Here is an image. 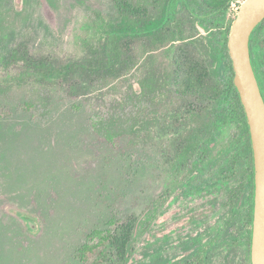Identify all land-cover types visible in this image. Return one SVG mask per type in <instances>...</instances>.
Here are the masks:
<instances>
[{"label": "rangeland", "instance_id": "1", "mask_svg": "<svg viewBox=\"0 0 264 264\" xmlns=\"http://www.w3.org/2000/svg\"><path fill=\"white\" fill-rule=\"evenodd\" d=\"M117 1L0 0V111L11 112L0 118V264H87L80 250L94 231L108 229L112 219L144 217L154 201L156 217L140 229L130 262L115 264H150L155 254H162L161 264H187L197 235L212 249L206 261L191 263L249 264L246 244L230 249L223 235L233 211L229 190L241 184L242 175L227 182L216 177L217 168L206 170L197 175L199 182L212 179L211 184L194 192L179 184L182 178L172 168L183 136L188 139L207 123L204 113L178 119L189 112V102L195 109L202 99L189 95L184 67L191 72L198 66L207 97L223 85L206 58L207 25L179 6L178 23L188 36L176 44L173 85H159L156 100L148 93L137 97L126 85L147 74L149 56L157 73L165 66L166 49L152 50L154 41H129L141 67L127 75V84L77 65L93 59L100 19L117 20ZM243 1L231 0L228 18ZM150 9L152 16L162 13L158 6ZM139 108L144 109L140 128L128 136L135 146L120 139L116 147L105 141L103 130L101 138L90 126L97 113L105 123L112 117L127 120L116 118L115 129L131 126ZM241 130V124H226L217 134L215 154L221 156Z\"/></svg>", "mask_w": 264, "mask_h": 264}, {"label": "trees", "instance_id": "2", "mask_svg": "<svg viewBox=\"0 0 264 264\" xmlns=\"http://www.w3.org/2000/svg\"><path fill=\"white\" fill-rule=\"evenodd\" d=\"M119 16L116 21L102 23L99 25L97 40L99 46L93 52L92 60L89 63H78L85 70H90L100 78L111 79L115 82H129L127 75L138 71L141 64L133 54L129 41L138 37H145L154 41L156 45L152 48L166 49L165 66L162 65L160 72L155 71V59L149 56L147 62L148 71L142 78L134 83L127 84V91H132L137 97L146 96L150 100H156L157 88L162 85L167 88L173 85V78L177 74L175 68V50L177 42L187 40V31L182 29L178 23L179 6L189 9L198 20L205 22L209 35L206 58L212 65L214 73L222 77V88L217 94L207 97L201 89V74H197L198 66L194 65L191 72L184 67V71L190 73L188 78L189 95L198 94L202 98L199 105L193 109L189 102V112L178 115V119L187 121L191 115L204 113L207 123L193 129L191 136L184 140V145L177 147L173 170L181 176L179 184L194 192H202L211 181L199 182L198 174H204L206 170L217 168L216 177L224 178L227 182L237 180L242 175L240 185L232 186L229 190L227 202L232 207V217L225 225L223 235L230 241V249L236 248V244L243 241L249 251V264L251 263L252 228L254 220V194H255V171L254 153L251 142V135L245 109L240 94L234 84L235 71L232 59L229 54L228 39L232 23L235 19L228 18L231 0H144V3H130L118 0L116 3ZM159 7L162 13L159 16H152L150 7ZM178 16V17H177ZM180 18V17H179ZM150 43V42H149ZM252 61L256 74L261 82L264 93V21L255 29L251 37ZM205 47V46H204ZM143 66V65H142ZM74 64L67 65L63 73L69 76ZM81 67V69H82ZM193 74L196 76L195 79ZM137 86V88L135 87ZM141 102V101H140ZM137 115L133 117L134 124L127 126L126 123L117 125L115 119L105 123L103 117L98 113L91 118V128L94 134L102 138L100 133L103 130V138L108 143L119 145L120 139H127L125 144L129 147L132 139L128 138L130 132H137L143 118L144 109L139 108ZM20 113L29 114L25 110ZM11 112L0 111V118L9 116ZM187 114H191L189 117ZM30 115V114H29ZM32 118V115H30ZM118 119V118H117ZM125 121L124 118L118 122ZM241 124V134L233 137L225 152L217 156L214 151L217 134L223 130L226 124ZM105 124V125H104ZM103 128V129H102ZM102 132V131H101ZM185 135V134H183ZM118 141V142H117ZM122 141V140H121ZM120 141V142H121ZM215 171V172H216ZM196 175V176H195ZM203 176V175H202ZM214 178V177H213ZM214 180V179H213ZM216 180V179H215ZM161 199V196L158 199ZM156 202L148 206L147 214L144 217L130 216L127 220H111L106 230H96L92 234V240L80 250L83 262L87 264H115L116 262H130L134 253V244L141 228L146 230L156 217ZM141 234V233H140ZM194 242L189 248L193 251L189 254L187 264L191 260L206 261L208 252L212 249L209 243L203 241L201 236L192 238ZM165 261L162 254L152 255L150 264H161ZM138 264H147L138 262Z\"/></svg>", "mask_w": 264, "mask_h": 264}, {"label": "water", "instance_id": "3", "mask_svg": "<svg viewBox=\"0 0 264 264\" xmlns=\"http://www.w3.org/2000/svg\"><path fill=\"white\" fill-rule=\"evenodd\" d=\"M264 21V0H244L228 39L234 84L240 94L249 124L254 153L255 194L251 263L264 264V94L252 61L251 37ZM35 229L36 225L29 221Z\"/></svg>", "mask_w": 264, "mask_h": 264}, {"label": "flooded vegetation", "instance_id": "4", "mask_svg": "<svg viewBox=\"0 0 264 264\" xmlns=\"http://www.w3.org/2000/svg\"><path fill=\"white\" fill-rule=\"evenodd\" d=\"M259 82H260V80H259ZM260 85H261V82H260ZM261 88H262V86H261ZM263 91V90H262ZM264 94V93H263Z\"/></svg>", "mask_w": 264, "mask_h": 264}]
</instances>
